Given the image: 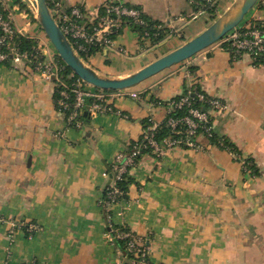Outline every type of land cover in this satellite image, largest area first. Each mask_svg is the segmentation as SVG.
<instances>
[{"label":"crops","instance_id":"0c3cea01","mask_svg":"<svg viewBox=\"0 0 264 264\" xmlns=\"http://www.w3.org/2000/svg\"><path fill=\"white\" fill-rule=\"evenodd\" d=\"M58 1L94 13L108 0ZM117 1L140 9L166 35L152 40L124 26L111 48L84 58L110 76L130 75L175 50L216 15L192 0ZM0 4L18 31L56 54L24 0ZM247 18L264 25V7ZM228 46L222 39L126 89L115 101L119 113L85 109L80 126L68 123L53 81L31 62H0V264H113L106 191L118 156L126 161L137 144L142 154L128 167L127 198L110 214L149 239L150 264H264V64L234 57ZM193 86L226 104L214 115V134L251 159L255 172L203 135L200 149L176 146L163 157L145 149L146 120L164 122L167 104Z\"/></svg>","mask_w":264,"mask_h":264},{"label":"built area","instance_id":"2783aa9c","mask_svg":"<svg viewBox=\"0 0 264 264\" xmlns=\"http://www.w3.org/2000/svg\"><path fill=\"white\" fill-rule=\"evenodd\" d=\"M53 3L52 15L82 60L93 49L111 48L124 26L148 25L140 9L127 6L117 0H108L94 13L79 6L66 10L58 0ZM192 3L199 6L200 11L208 12L212 9L216 10L218 0H192ZM257 6L264 7V0H260ZM3 10H0V62H6L9 58L17 63L29 61L44 77L52 80L54 85L59 88L56 105L60 112L67 116L68 123L80 126L81 113L85 109L91 114L119 113L115 101L128 96L127 90L105 91L97 89L79 77H74L73 74L68 76L70 81L66 82L64 76L66 72L68 73L67 65L57 58L56 51L57 55L50 54L38 41L33 48L36 53L28 50L23 51L14 44L15 35L17 33L24 34L16 28L12 13L6 9ZM150 37L149 33L144 34V38ZM223 40L233 48L234 57L249 55L255 64H264V25L252 22L251 18H246L237 28L231 30ZM198 98L199 101L209 106L207 111L196 107L189 96L183 97L178 102L169 103V112L175 108L186 106L188 114L180 118L168 117L166 125L170 128L171 135L163 140L156 138V133L161 128L162 123L155 122L152 117L148 118V126L144 132L145 149L152 150L157 157H163L169 149L176 146L185 145L194 149L202 148L198 142V137L202 135L208 139L213 137L214 115L225 110L226 104L220 99L204 93H199ZM219 145L234 157L241 159V163L248 170L246 159H242L236 149L227 145L224 140H220ZM141 154L142 149L137 144L133 146L131 155L126 161L121 162L124 155L118 156L120 162L114 166L115 182L106 191V204L109 212L108 240L116 247L115 240L129 238L127 252L135 254L133 258H129V255L123 254L122 250L116 248L117 257L113 264H150L149 239L137 236L132 231L114 228L120 223L114 222L110 214L111 208L120 202L119 197L123 194L118 186V181L128 173V167L134 165L135 160ZM35 230V225L29 227L30 232Z\"/></svg>","mask_w":264,"mask_h":264},{"label":"water","instance_id":"95a60500","mask_svg":"<svg viewBox=\"0 0 264 264\" xmlns=\"http://www.w3.org/2000/svg\"><path fill=\"white\" fill-rule=\"evenodd\" d=\"M36 16L42 30L52 43L61 60L84 82L102 90H126L154 75L181 64L196 54L221 41L233 29L237 28L260 0H235L204 31L180 47L147 64L140 70L127 76H110L97 72L87 65L74 51L67 37L52 15L47 0H24Z\"/></svg>","mask_w":264,"mask_h":264},{"label":"trees","instance_id":"16d2710c","mask_svg":"<svg viewBox=\"0 0 264 264\" xmlns=\"http://www.w3.org/2000/svg\"><path fill=\"white\" fill-rule=\"evenodd\" d=\"M54 1H56V0H47L50 9L53 8V5H54L53 2ZM3 9L4 8L2 7V5H0V10H3ZM3 11L6 12L5 10H3ZM215 11L216 10H213V9L210 10L211 13L212 12H215ZM145 19L148 22V25L147 26L133 25L134 29H136L137 31H139L142 36H144L145 33H149L151 35L152 40H160V39H162V38L165 37L166 31L164 30V28L157 29V27L154 26V25H157V24H155L154 22L150 21L147 17H145ZM251 21L252 22H256L258 24H262L260 21H258L256 19H251ZM13 42H14V44L18 45L19 49H21L23 51L28 50L29 52L36 53L33 50V48L37 44V40L35 38H31L29 36H26V35H22L20 33H17L15 35V37H14ZM227 44L229 45L228 47H230L229 49L233 51V48L231 47V45L229 43H227ZM57 58L61 62H63L59 56H57ZM8 60H11V58H9ZM67 69H68V73L66 72L65 73V76H64V80L66 82H69L70 81V79L68 78V76H70L71 74H73L74 77H77L78 78V76L75 75L71 71V69H69L68 66H67ZM191 69H195V68L192 67ZM58 89L59 88L56 87V100L58 98ZM105 91H113V90H105ZM199 93H204V92L201 91V89L199 87H197V86H193L191 88H185L183 95L174 98L172 101L178 102L183 97L189 96L192 99V101L194 102V105L196 107L200 108L201 110H206L207 111L209 109V106L206 103L199 101V98H198V94ZM172 101H170V102H172ZM167 106L169 107V104H167ZM187 114H188V109H187L186 106H183L182 108H175L173 111H170L168 113V116H167L166 120L164 122H162L161 128L156 133V138H158V140H163L164 138H167V137H169L171 135L170 128L167 127V125H166V121H167L168 117L180 118V117L185 116ZM147 126H148V120H146V122H145V129H146ZM210 139H211V141L213 143H217V144H219V141L220 140H224L227 145H229L230 147L234 148L233 145H231L230 143H228V141L226 139L220 138V137L216 136L215 134ZM236 152H238V151H236ZM246 163H247L248 170H250L251 172H255V166H254V163L252 162V160L251 159H246ZM114 176H115V173H114ZM131 182H132V180L129 177V173H127L126 175H124L122 177V179L120 181H118V186H119V188L121 189V191L123 193L119 197L120 200L127 198V194L129 192V185H130ZM114 228H116L118 230H122V231H131L127 226L122 225V224L115 225ZM129 241H130L129 238H126V239H117V240H115V244H116V248H118V249H120V250L123 251V254L129 255V258H133L135 256V254L132 253V252L131 253L130 252L129 253L127 252V244H128Z\"/></svg>","mask_w":264,"mask_h":264},{"label":"rangeland","instance_id":"374dc122","mask_svg":"<svg viewBox=\"0 0 264 264\" xmlns=\"http://www.w3.org/2000/svg\"><path fill=\"white\" fill-rule=\"evenodd\" d=\"M231 1V2H230ZM218 2L220 3V6H221V8H219V6L217 5V7H216V11L215 12H212V13H215L216 15L214 16V17H212V18H210L209 19V21H207V19H205V18H207V17H203V18H200V20L202 21V20H206L208 23H206V25H205V29L216 19V18H218L227 8H226V6L228 5V3H229V5L232 3V0H218ZM227 3V4H226ZM0 5H2V4H0ZM228 5V6H229ZM227 6V7H228ZM2 7L3 8H5L4 7V5H2ZM8 9V8H7ZM220 9V10H219ZM218 11H219V13H218ZM35 15L33 14V17H34ZM248 16V15H247ZM247 18V17H246ZM35 21H37V19H36V16H35V18H33ZM35 27H41L40 25H39V22L37 21L36 23H35ZM205 29H203L202 31H204ZM39 31L40 32H38L37 34H42L43 35V38H44V40L46 41H50L48 38H47V36H45V34L43 33L44 31L40 28L39 29ZM38 37H39V35H38ZM42 37H41V40L43 39ZM49 44L48 45H50L51 47H52V51H53V53H55V48L53 47V45H52V43L51 42H48ZM44 47H46V45L44 46ZM47 48V47H46ZM55 55H57V54H55Z\"/></svg>","mask_w":264,"mask_h":264}]
</instances>
